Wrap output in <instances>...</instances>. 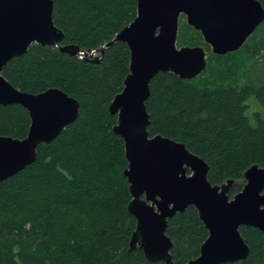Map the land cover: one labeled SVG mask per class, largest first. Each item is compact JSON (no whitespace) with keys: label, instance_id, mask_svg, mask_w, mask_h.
Segmentation results:
<instances>
[{"label":"trees","instance_id":"1","mask_svg":"<svg viewBox=\"0 0 264 264\" xmlns=\"http://www.w3.org/2000/svg\"><path fill=\"white\" fill-rule=\"evenodd\" d=\"M53 1L61 44L84 50L112 41L137 14L136 0ZM178 43L210 48L189 24L179 27ZM242 51L260 57L247 64L233 59ZM210 58L223 63L213 68ZM210 58L194 79L161 72L152 80L149 130L183 141L203 157L211 182L233 178V197L245 184V170L264 165V21L240 49ZM129 67L130 50L121 41L99 61L33 43L4 66L3 75L17 88H62L80 100L81 110L54 141L39 147L31 165L0 182V264H167L129 249L136 218L128 210V161L124 141L113 131L117 116L109 111ZM252 102L261 109L252 112ZM30 123L23 106L0 105V134L23 138ZM240 231L249 255L222 264H264V232L253 226ZM167 234L175 264H183L200 254L208 229L189 206L169 219Z\"/></svg>","mask_w":264,"mask_h":264},{"label":"water","instance_id":"2","mask_svg":"<svg viewBox=\"0 0 264 264\" xmlns=\"http://www.w3.org/2000/svg\"><path fill=\"white\" fill-rule=\"evenodd\" d=\"M136 1L135 18L112 41L84 50L61 44L64 32L54 22L53 0H0V105L19 104L31 120L23 138L0 134V182L31 165L39 147L54 141L81 110L80 100L62 88L39 93L17 88L3 75L8 61L25 54L33 43L99 61L108 47L121 41L130 50V69L109 111L117 116L113 131L122 137L128 161L124 170L132 196L128 210L136 218L129 249L140 248L152 262L175 264L168 221L194 206L208 237L200 254L183 264L244 260L250 246L240 228L253 226L264 232V165L249 166L242 190L231 197L233 178L221 184L211 182L209 163L185 142L150 134L147 100L159 73L194 79L207 68L205 46L177 44L182 14L200 31L212 53L225 55L240 49L263 23L264 4L261 0Z\"/></svg>","mask_w":264,"mask_h":264},{"label":"rangeland","instance_id":"3","mask_svg":"<svg viewBox=\"0 0 264 264\" xmlns=\"http://www.w3.org/2000/svg\"><path fill=\"white\" fill-rule=\"evenodd\" d=\"M186 25H188V23H187V17H186V15L185 14H182L181 16H180V27H182L183 26V28L186 26ZM185 30V33H186V29H184ZM208 44V43H207ZM178 45L179 46H181V44H179L178 43ZM209 45V44H208ZM209 47H210V45H209ZM206 49H207V47H206ZM207 51H208V58H210V56L213 54L212 53V50H211V47L209 48V49H207ZM258 57H260V54L258 53V54H256V56L255 57H253L251 54H250V52L248 53V52H246V51H242V52H240V53H238V54H235L234 56H233V59H238L240 62H242L243 64H247V63H250V62H252L254 59H257ZM209 62V61H208ZM210 63H211V66L213 67V68H216V66H218L219 64L221 65L223 62H220L219 60H217V59H215V58H210ZM207 66H209V64L207 65ZM202 74V73H201ZM198 77V76H197ZM261 109V107L257 104V103H255V102H252V104H251V111L253 112V111H255V110H260Z\"/></svg>","mask_w":264,"mask_h":264}]
</instances>
